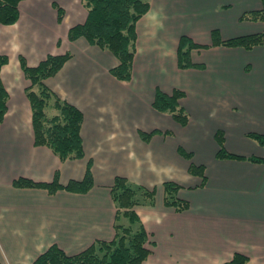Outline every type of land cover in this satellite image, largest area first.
Returning a JSON list of instances; mask_svg holds the SVG:
<instances>
[{
    "label": "crops",
    "instance_id": "crops-1",
    "mask_svg": "<svg viewBox=\"0 0 264 264\" xmlns=\"http://www.w3.org/2000/svg\"><path fill=\"white\" fill-rule=\"evenodd\" d=\"M150 1L137 22L129 81L111 73L118 64L111 51L85 37L69 38L70 28L87 18L83 0H21L18 19L0 22V55L8 57L1 79L9 92L0 124L1 264H32L52 244L74 254L113 240L116 223L129 222L113 199L117 175L156 188L154 203L135 207L151 240L141 264H223L237 252L248 256L246 264H264V163L219 158L216 139L222 130L230 152L264 157V145L247 136L264 134V45L246 49L213 45L211 39L213 29L223 39L262 31L264 22L240 18L262 1ZM183 35L208 45L191 51L203 67H179ZM67 52L71 58L46 84L83 111L85 156L62 160L35 143L21 59L35 66L49 54ZM175 88L185 91V126L153 106L157 90ZM154 129L159 131L149 140L142 137L141 131ZM179 147L205 166V182L190 173ZM88 164L93 186L85 192L14 185L21 177L50 182L57 173L66 185L82 180ZM166 180L180 185L177 195L187 209L165 203Z\"/></svg>",
    "mask_w": 264,
    "mask_h": 264
},
{
    "label": "trees",
    "instance_id": "trees-1",
    "mask_svg": "<svg viewBox=\"0 0 264 264\" xmlns=\"http://www.w3.org/2000/svg\"><path fill=\"white\" fill-rule=\"evenodd\" d=\"M262 7L245 11L241 20L264 22V0ZM21 0H0V22L14 23L19 17V4ZM88 15L83 23L72 26L69 38L85 37L91 44L111 51L118 59V64L111 68V73L119 80L129 81L133 77V63L137 52V22L151 7L150 0H83ZM213 45L229 47L253 48L264 45V29L260 32L235 36L227 39L221 37L218 29L211 30ZM208 45L197 43L188 35H183L178 46V65L181 68L193 66L203 67V63H195L191 58L194 48H203ZM72 53L49 54L39 64L29 66L22 58L25 74L29 79L27 95L33 110V127L35 143L47 145L59 155L62 160L79 159L85 156L81 128L83 124V111L73 103L61 98L45 82L48 77L55 75L71 58ZM8 62L6 55H0V124L4 120L8 109L9 92L1 79V68ZM185 91L175 88L171 93L157 90L153 106L171 116L181 125L189 122V113L180 100ZM51 111H53L51 113ZM159 130L151 132L141 131L145 140ZM247 136L264 145V134L249 132ZM219 145L217 157L248 159L264 163V157L256 155H239L230 152L225 145L222 130L216 133ZM179 152L189 160V171L202 177L205 182L207 176L205 166L193 161V153L183 147ZM165 203L183 211L189 203L178 197L180 185L174 181H165ZM18 187H42L50 193L60 188L70 191L85 192L93 186L91 165L88 164L82 180H71L63 185L59 182L58 173L53 181L41 182L26 177L14 181ZM113 199L118 208V215L127 216L131 224L116 223V235L111 241L98 240L84 250L69 254L57 244L50 245L41 252L32 264H141L151 253L150 237L145 227L140 223L135 207L140 204H152L155 201V189L135 184L127 177L117 175L111 186ZM138 223L136 228L133 224ZM248 256L235 253L233 258L223 264H246ZM1 264V263H0Z\"/></svg>",
    "mask_w": 264,
    "mask_h": 264
},
{
    "label": "rangeland",
    "instance_id": "rangeland-1",
    "mask_svg": "<svg viewBox=\"0 0 264 264\" xmlns=\"http://www.w3.org/2000/svg\"><path fill=\"white\" fill-rule=\"evenodd\" d=\"M48 78H49V77H48ZM48 78H47V79H48ZM45 82H46V80H45ZM27 87H28V86H27ZM26 89H27V88H26ZM52 112H53V111H51V113H52ZM193 156H194V154H193ZM184 157H185V156H184ZM166 181H171V180H166ZM164 182H165V181H164ZM164 182H163V183H164ZM163 186H164V184H163ZM149 189H155V195H156V188H155V187H153V188H149ZM164 190H165V187H164ZM164 197H165V196H164ZM126 219L129 221V222L127 223V225L131 224L130 219H129L128 217H127ZM122 220H124V217L122 218ZM127 220H126V221H127ZM133 225H134V226H132V227H133V228H136V227H137L136 225H138V224H136V225L133 224Z\"/></svg>",
    "mask_w": 264,
    "mask_h": 264
}]
</instances>
